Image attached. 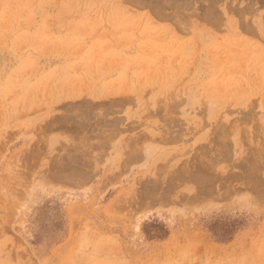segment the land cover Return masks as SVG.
<instances>
[{
  "label": "rangeland",
  "instance_id": "1",
  "mask_svg": "<svg viewBox=\"0 0 264 264\" xmlns=\"http://www.w3.org/2000/svg\"><path fill=\"white\" fill-rule=\"evenodd\" d=\"M153 1L0 0V264H264V0ZM125 94L185 140L208 108V192L74 176Z\"/></svg>",
  "mask_w": 264,
  "mask_h": 264
},
{
  "label": "crops",
  "instance_id": "2",
  "mask_svg": "<svg viewBox=\"0 0 264 264\" xmlns=\"http://www.w3.org/2000/svg\"><path fill=\"white\" fill-rule=\"evenodd\" d=\"M118 95L95 92L87 97L93 102L112 101ZM125 94L117 123L108 126H98L96 143H89L94 148L89 156L90 165L87 169H77L81 173L76 177L97 179L100 185L111 182H125V179H146L160 176V172L168 169L171 177H175L178 192L192 194L205 193L206 181L196 177L184 178L186 172L194 169L193 161L187 164L193 152L201 150L209 141V134L204 131L208 124L210 111L206 106H184L182 113L187 134L192 138L170 134L163 128V120L153 107H147L145 102L135 105V101ZM118 100V99H117ZM119 108V107H118ZM208 134V135H207ZM48 170L49 167L42 165ZM225 155L220 152L214 158L196 166L197 171L211 173L214 180V190L220 193V177L225 175Z\"/></svg>",
  "mask_w": 264,
  "mask_h": 264
},
{
  "label": "bare ground",
  "instance_id": "3",
  "mask_svg": "<svg viewBox=\"0 0 264 264\" xmlns=\"http://www.w3.org/2000/svg\"><path fill=\"white\" fill-rule=\"evenodd\" d=\"M143 1V0H142ZM155 1V0H154ZM153 1V2H154ZM173 1V0H172ZM171 1V2H172ZM215 1V0H214ZM179 2V1H178ZM200 2V1H199ZM211 2V1H210ZM181 3H183V2H181ZM161 4V3H160ZM176 4V3H175ZM249 5H250V3H248ZM153 5V4H152ZM184 5V4H183ZM238 5V4H237ZM154 6V5H153ZM164 6V5H163ZM177 6H178V4H177ZM245 6V5H244ZM247 6V5H246ZM245 6V7H246ZM188 7V6H187ZM191 7V6H190ZM248 7H250V6H248ZM253 7V6H252ZM167 8H168V6H167ZM238 8V7H237ZM236 8V9H237ZM247 8V7H246ZM206 10H207V8H205ZM212 9V8H211ZM217 9V8H216ZM241 9V8H240ZM157 10V9H156ZM178 10V9H177ZM228 10H230V9H228ZM208 11V10H207ZM236 11H238V9L236 10ZM239 11H241V10H239ZM209 12H211V11H209ZM213 12V11H212ZM235 12V11H234ZM245 12V11H244ZM248 13V12H247ZM237 14V13H236ZM197 15V14H196ZM206 15V14H205ZM210 15V14H209ZM211 15H212V13H211ZM214 15V14H213ZM243 15V14H242ZM238 16V15H237ZM187 17V16H186ZM207 17H208V15H207ZM211 17V16H210ZM214 17V16H213ZM209 18V17H208ZM242 18V17H241ZM243 19V18H242ZM249 19V18H248ZM231 22V21H230ZM240 22V21H239ZM211 23V22H210ZM250 25V24H249ZM246 26V25H245ZM249 29V28H248ZM252 29V28H251ZM245 31H247V30H245ZM248 31H250V30H248ZM255 32V31H254Z\"/></svg>",
  "mask_w": 264,
  "mask_h": 264
}]
</instances>
